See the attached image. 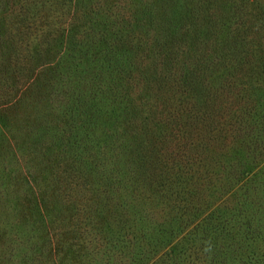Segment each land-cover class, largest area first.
Instances as JSON below:
<instances>
[{
	"label": "trees",
	"instance_id": "trees-1",
	"mask_svg": "<svg viewBox=\"0 0 264 264\" xmlns=\"http://www.w3.org/2000/svg\"><path fill=\"white\" fill-rule=\"evenodd\" d=\"M161 2L0 0L1 46L13 62L12 71L3 72L0 101H13L23 93L24 82L34 86L38 74L53 97L49 100L62 108L53 118L66 140L61 143L74 154L71 171L77 179L105 186L106 207L109 200L123 199L124 205L108 208L118 218L117 238L105 241L87 225V234L105 251L93 254L94 260L228 264L235 257L231 264H249L244 262L247 249L255 243L264 264V225L255 223L257 216L264 217V161L255 174L235 173L245 145L229 146L223 128L232 115L234 125L251 128L245 136L255 130L264 144V91L257 94L253 88L255 98H234L248 84L246 62L238 52L230 56L226 74L207 76L216 56L207 39L196 41L204 51L194 49V71L179 70L178 56L194 51L190 35H198L200 27L194 19L178 18L176 7L169 15ZM204 2L196 0V5ZM233 4V16L224 14L220 25L227 34L238 23L233 19L240 6ZM163 12L165 24L160 25ZM213 14V29H219ZM15 79L19 90L13 88ZM217 144L229 146L228 152H210ZM37 147L53 149L42 141ZM122 149L128 152L124 171L112 166Z\"/></svg>",
	"mask_w": 264,
	"mask_h": 264
},
{
	"label": "rangeland",
	"instance_id": "rangeland-1",
	"mask_svg": "<svg viewBox=\"0 0 264 264\" xmlns=\"http://www.w3.org/2000/svg\"><path fill=\"white\" fill-rule=\"evenodd\" d=\"M204 1L202 5H196V0H162L161 4L164 10L169 12L176 7L178 18L194 19V23L200 27L196 31L198 35L194 36V33L190 35L189 43L193 44V50L204 51L202 45L196 41L207 39L212 42L210 47L216 53L213 59L215 66L211 65L207 76L220 77L226 74L230 68V56L238 52L246 62L247 73L244 82L248 84L243 85L240 95L238 92L237 96L236 91L233 94L234 98L242 99L247 96L255 98L252 95L253 88L255 89L253 92L257 94L264 91V0ZM234 2L240 6L238 14L235 10L234 16L237 19H233L238 23L237 27L233 26L230 34H227L225 31L221 32L220 25L224 20L222 18L224 14L227 17L233 16L230 9L234 7ZM214 12L215 24L219 29H213V23L210 21ZM165 17L166 12L159 15L160 25L165 24ZM167 28L164 30L167 31ZM236 28L237 33L233 32ZM0 33L3 31L0 30ZM1 44H4L2 38L0 81L2 77L4 78L3 72H11L13 69V62H9L10 52L6 54V49ZM196 52L189 51L188 54L178 56L179 70L185 69V72L190 73L194 71ZM198 54L200 55V52ZM32 56L38 57L35 53H32ZM210 59L212 61V55ZM33 77L31 82L34 86L29 81L24 82L23 93H17L19 96H15L13 101H0V264H119L114 261L106 263L103 260L99 261L101 256L96 257L99 261L96 263L92 258L93 254L105 251L96 245L94 235L87 234L90 232L87 225L91 224L94 228L93 233L105 241L117 238L115 234L118 218L112 216L111 212L108 213V208L111 209L109 206H114L115 203L124 205L123 199L109 200L106 207L105 186L96 183L98 180L93 183L86 178L77 179L75 171H71L73 168L71 163L76 161L74 154L70 152V146L64 148L62 143H66V140L55 128L57 119L53 118V115L61 114L62 108H58L59 105L54 99L49 100L53 97L47 95L45 84L37 80L39 75L35 73ZM208 80L211 81L212 77ZM2 83L5 84L4 81ZM12 84L13 88L18 90L21 87L16 79ZM28 87L34 91L28 93L27 91H30L26 90ZM246 100L248 99L244 102ZM58 119H61V116ZM234 123L232 115L224 121L223 128L228 139L226 141L229 146L235 148L243 143L245 147L242 148L246 151L242 164L235 161L236 168L233 170L235 173L247 170L245 172L255 174L263 165L264 144L257 140L255 130H252L248 137L245 136V131L251 129L246 123L238 122L237 125ZM41 141L53 146V149L45 152L43 148L37 147ZM216 146L211 148L210 152H228L226 148L229 146L220 144ZM127 153L124 149L117 150L112 162L114 169L125 170ZM231 182L234 186L237 179L232 177ZM84 185L88 187L82 188ZM258 200L254 199L256 204L259 203ZM90 209H93V213L97 211L98 215L90 213ZM263 218L257 216L255 223L264 225ZM101 243L103 244L102 241ZM146 249L150 251V248ZM247 254L248 258L245 257L244 262L262 263L263 260L260 258L262 248L259 244L253 243V246L247 249ZM103 259H106V255ZM233 259L236 260L235 257H230L228 264H231ZM179 261L176 260L177 263Z\"/></svg>",
	"mask_w": 264,
	"mask_h": 264
}]
</instances>
